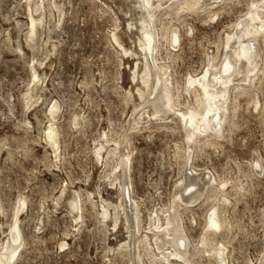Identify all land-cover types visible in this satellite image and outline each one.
Wrapping results in <instances>:
<instances>
[{
	"label": "rangeland",
	"instance_id": "obj_1",
	"mask_svg": "<svg viewBox=\"0 0 264 264\" xmlns=\"http://www.w3.org/2000/svg\"><path fill=\"white\" fill-rule=\"evenodd\" d=\"M54 1L61 4V10L54 7ZM29 2L0 0V199L5 210L0 214V239L11 231L22 196L27 203L20 213L25 243L15 264H130L126 248L112 249L127 236L124 222L112 230L111 222L108 225L102 219L97 192L118 201L110 185L115 158L107 155L103 160L97 151L104 134L110 142L106 149L127 135L132 149L129 194L140 204L143 224L148 223L149 214L154 217L156 210L161 214V208L173 204L174 194L181 189L180 177L197 167L208 172L207 180L213 177L210 191L234 189L230 196L235 209L226 203V217L233 220L228 240L220 231L214 236L219 245L226 239L222 241L226 264H264V39L258 41L255 81L236 99L233 94L230 97L225 135L213 144L198 147L191 143L189 150L176 114L167 123L145 116L133 127L141 110L135 106L142 102L137 89L144 84L133 78L135 57L127 59L112 33H121L127 48H138V41L134 32H127L128 15L119 12L113 0H43L37 47L27 39ZM118 2L126 11L131 8L130 0ZM250 3L227 0L218 6L222 9L219 15L188 9L177 14L175 4L152 19L157 37L161 25L167 23L156 61L170 65L175 92L182 93L176 99L180 108L193 106L194 94L184 90L189 86L187 80L204 75L211 66L208 53L220 46L224 53L227 33L235 32ZM167 10L170 14H165ZM173 37L175 46L170 43ZM33 67L43 79L31 93L36 81ZM138 70L140 77L142 68ZM56 101L61 106L55 119L61 143L58 156L46 141ZM233 183L236 186L231 188ZM221 193L181 208L183 226L193 245H202L200 240L209 231L207 217L216 203H223ZM73 196L80 197L82 223L76 222L69 209ZM142 249L144 260L135 254L136 264L161 263L153 261L151 251ZM203 255L195 256L194 264H216Z\"/></svg>",
	"mask_w": 264,
	"mask_h": 264
},
{
	"label": "bare ground",
	"instance_id": "obj_2",
	"mask_svg": "<svg viewBox=\"0 0 264 264\" xmlns=\"http://www.w3.org/2000/svg\"><path fill=\"white\" fill-rule=\"evenodd\" d=\"M113 1L116 3L119 12L128 15L127 26H129V30L127 32H134L138 41V45H136L138 48H127L122 41L121 33H118V31H113L112 33L117 48H119L127 59L135 57L136 68L133 71V78L141 79L144 84V87L141 85L142 87L138 86L137 89L142 98V102L138 106H135L136 111L139 106H141V110L138 112L139 118L137 117L133 120V127L136 124L139 125L145 116L158 122L163 121L167 123L168 121H173L174 119H171V115L176 114L183 125L189 150L192 147L191 143L199 147L201 144L207 145L218 142L225 135V125L228 120L231 95L233 94L236 99L240 93H244L245 89L249 88L251 83L255 81L254 79L257 75L256 71H258L257 68L260 62V47L258 41L260 42V37L264 39V0H251L247 15L243 20L238 22V28L235 29V32L227 33L226 40L223 42L224 53L222 52L223 54L221 55V46L218 47L217 51L208 53V61L211 66H208L201 78H196L192 75L193 77L191 76L187 80L189 86L184 88V90L190 94H194L195 103L193 106L184 109L179 107L180 103L176 100L177 95H181L182 93L175 92L171 77L172 73L168 70L170 65L160 64L158 63L159 61H156V52H160V42H163L162 40L165 41L166 38L167 23L161 25V33L156 30L159 33V37H157L152 27V19L157 18L159 11L162 12L175 4H178L175 10L177 14L180 11L182 12L188 9L194 13L207 12L211 15H219V9L221 8H218V6L227 0H209L206 2H203V0H171L170 2L167 0H130L129 4L131 3V8H129L130 6L126 7L129 8L128 11L124 10L123 5L118 2L119 0ZM42 2L43 0H30L28 5L31 22L27 32V39L32 47L38 46V37L44 20ZM52 4L54 7L60 10L62 9L60 3L54 1ZM169 10L165 14H170ZM35 12L36 15L34 14ZM177 40H179V37H177ZM170 43L175 46L176 41L174 37ZM140 68H142L143 73L139 77L138 69ZM34 76L36 81L33 82V86L30 89L31 93L43 79L36 70H34ZM240 88L241 92H239ZM234 89L235 91L233 92ZM60 108L59 102L56 101L53 103L51 108L53 117L50 119L46 137V141L50 144L54 152L57 153V156L61 148V143L59 140L60 132L55 119L60 112ZM107 139L106 134H104L103 140L100 141L101 147L97 151L99 152V157L103 158V160L107 155H112L115 158L112 169L115 175L110 185L115 190L114 192L117 194L116 198L118 201L116 203H114L115 201H109V199L107 200L103 196L101 190L97 192L101 199L102 219L108 225L111 222L110 225L113 226L111 228L112 230H116L119 223L124 222L125 234L127 235L123 242L120 241L118 247H112L113 252L120 248H126L127 254H131L130 264H136L135 254L139 261L142 260L144 257H142V247L146 251H151L153 261L158 260L161 262L160 264H194L192 261L193 258L198 254L202 257L203 253L204 255L206 253L210 261L214 260L212 262L216 264H226V245L222 242L224 239L222 238L221 244L219 245L214 236L215 234L217 236V232L219 231L224 238L228 234L230 235L231 221L233 220L230 218L231 221H228V216L226 217V214H229L227 213L228 205L226 203L229 206L231 205L232 209H235L236 202L232 201L233 199L230 196V193L234 189L230 191V189L228 190L226 188L223 190L222 188L221 190L215 189L210 191L211 179L213 177L211 176V179L207 180L205 176L208 172H202L199 168L192 167L189 169V173L185 172L184 176L182 175L180 177L181 189L174 194L173 204H170L167 208H161V214L159 210H156L154 217L152 216L153 213L149 214L148 223L143 224L141 218L143 213L140 209V204L129 194V180L127 182V178L130 176L132 149H130L129 142L127 141V135H124L122 140H118L109 149L105 148L106 143H110ZM122 145L125 146L124 150L122 149ZM103 150L105 153L102 152ZM239 185L242 184L240 183ZM235 186L236 183H233L230 187L234 188ZM185 191L189 193L185 195ZM216 192H222L223 203L221 202V206L213 202L215 209L207 217L209 231L203 235V240H200L202 241V245L198 247V245H193V242L190 241L191 239L183 226L184 222L180 211L181 208H186L185 206L188 207L197 202L200 203L204 197L206 199L214 198ZM21 199H23L22 202H20L14 212V222L10 226L11 233L9 232L10 234L8 233L5 239H0V264H15L20 258L24 247L25 239L20 226V213L27 207V203L25 196H22ZM68 204L71 213L74 214L76 222L82 223L83 215L80 197L73 196L70 198ZM112 206L113 210L111 209ZM130 211L134 212L133 216ZM4 213L5 210L0 199V214ZM114 233L117 234V232ZM150 253L147 254L150 256Z\"/></svg>",
	"mask_w": 264,
	"mask_h": 264
}]
</instances>
